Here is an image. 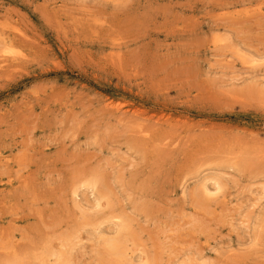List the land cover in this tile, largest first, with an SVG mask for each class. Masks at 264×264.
<instances>
[{
    "label": "rangeland",
    "instance_id": "rangeland-1",
    "mask_svg": "<svg viewBox=\"0 0 264 264\" xmlns=\"http://www.w3.org/2000/svg\"><path fill=\"white\" fill-rule=\"evenodd\" d=\"M134 261L264 264V0H0V264Z\"/></svg>",
    "mask_w": 264,
    "mask_h": 264
},
{
    "label": "bare ground",
    "instance_id": "bare-ground-1",
    "mask_svg": "<svg viewBox=\"0 0 264 264\" xmlns=\"http://www.w3.org/2000/svg\"><path fill=\"white\" fill-rule=\"evenodd\" d=\"M128 21V20H127ZM4 42V41H3ZM2 42V43H3ZM4 44V43H3ZM10 46V45H9ZM8 46L6 45V48H7ZM9 48V47H8ZM13 60H14V58H13ZM5 61H7V60H5L4 59V63H5ZM8 62V61H7ZM95 182V181H94ZM220 182V181H219ZM220 184V183H219ZM213 186V185H212ZM208 187V186H207ZM209 188V187H208ZM216 188H218V185H217V187ZM215 188V189H216ZM221 189V188H220ZM217 190V189H216ZM218 191V190H217ZM208 192V191H207ZM211 193H214L213 191L211 192ZM106 216V215H105ZM121 227H122V225H121ZM120 228V227H119ZM123 229V228H122ZM119 230V229H118ZM117 230V231H118ZM130 235V234H129ZM119 244L121 245L122 243H120L119 242ZM109 248L107 249L108 251H107V253H106V255L108 256V254L110 255V257L112 258V256L111 255H116V254H119L118 252L121 250V248L119 249V246L116 244V243H109V246H108ZM121 253H123L122 251H121ZM123 255V254H122ZM124 256H126V255H124ZM63 257V256H62ZM61 257V258H62ZM68 257V256H67ZM106 257V256H105ZM110 258V259H111ZM63 260V259H62ZM105 260V259H104ZM111 261V260H110ZM141 262V261H140ZM126 263V262H125ZM137 263V262H136ZM135 263V261L133 262V264H136ZM139 263V262H138ZM129 264V263H128Z\"/></svg>",
    "mask_w": 264,
    "mask_h": 264
}]
</instances>
